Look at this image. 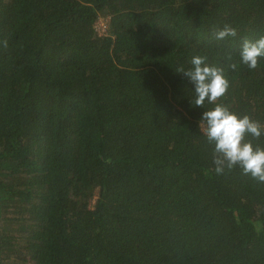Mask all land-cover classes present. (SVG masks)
<instances>
[{"label":"trees","instance_id":"obj_1","mask_svg":"<svg viewBox=\"0 0 264 264\" xmlns=\"http://www.w3.org/2000/svg\"><path fill=\"white\" fill-rule=\"evenodd\" d=\"M260 36L264 0H0V264H264V183L216 174L175 71L206 57L264 124Z\"/></svg>","mask_w":264,"mask_h":264},{"label":"clouds","instance_id":"obj_2","mask_svg":"<svg viewBox=\"0 0 264 264\" xmlns=\"http://www.w3.org/2000/svg\"><path fill=\"white\" fill-rule=\"evenodd\" d=\"M215 35L217 40H223L235 37L237 31L225 25ZM260 58H264V36L244 40L239 52V64L246 65L250 70L255 69ZM188 63L189 67H177L175 71L193 85L190 106L204 108L205 103L214 105L201 113L198 122L201 133L213 144L214 171L219 175L225 169L239 167L244 175L264 183V147L252 143V139L264 136V124L216 103L229 87L222 68L207 63L206 57L201 55H193ZM228 67L235 70L237 64L230 63Z\"/></svg>","mask_w":264,"mask_h":264},{"label":"rangeland","instance_id":"obj_3","mask_svg":"<svg viewBox=\"0 0 264 264\" xmlns=\"http://www.w3.org/2000/svg\"><path fill=\"white\" fill-rule=\"evenodd\" d=\"M107 22L108 18L106 17H100L99 22H97L98 28L100 29V33L103 34L105 30L107 29Z\"/></svg>","mask_w":264,"mask_h":264},{"label":"built area","instance_id":"obj_4","mask_svg":"<svg viewBox=\"0 0 264 264\" xmlns=\"http://www.w3.org/2000/svg\"><path fill=\"white\" fill-rule=\"evenodd\" d=\"M97 22H99V20ZM97 30H98V32L100 31V29L98 28V25H97ZM105 31H107V29ZM99 34H101V33L99 32Z\"/></svg>","mask_w":264,"mask_h":264}]
</instances>
